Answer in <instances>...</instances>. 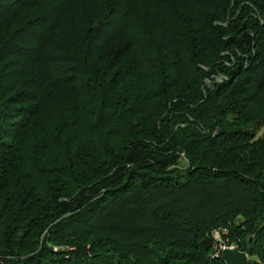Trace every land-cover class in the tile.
<instances>
[{"label": "trees", "instance_id": "obj_1", "mask_svg": "<svg viewBox=\"0 0 264 264\" xmlns=\"http://www.w3.org/2000/svg\"><path fill=\"white\" fill-rule=\"evenodd\" d=\"M264 0H0V264H264Z\"/></svg>", "mask_w": 264, "mask_h": 264}, {"label": "water", "instance_id": "obj_2", "mask_svg": "<svg viewBox=\"0 0 264 264\" xmlns=\"http://www.w3.org/2000/svg\"><path fill=\"white\" fill-rule=\"evenodd\" d=\"M201 243L205 248H208L212 244V239L210 236H206L201 240ZM221 256L228 264H248V254L235 245L224 247Z\"/></svg>", "mask_w": 264, "mask_h": 264}, {"label": "rangeland", "instance_id": "obj_3", "mask_svg": "<svg viewBox=\"0 0 264 264\" xmlns=\"http://www.w3.org/2000/svg\"><path fill=\"white\" fill-rule=\"evenodd\" d=\"M263 126H264V123L261 126H259L258 133H260ZM215 230L216 229L211 230V236L210 237L212 239V244L209 246L212 250L211 252H213L216 249H218L220 251L221 249H223L226 246H233V244H229L227 242V238L226 239L223 238L224 234L227 232V229L225 227L218 229L217 232H215ZM215 243H217V244L215 245Z\"/></svg>", "mask_w": 264, "mask_h": 264}, {"label": "built area", "instance_id": "obj_4", "mask_svg": "<svg viewBox=\"0 0 264 264\" xmlns=\"http://www.w3.org/2000/svg\"><path fill=\"white\" fill-rule=\"evenodd\" d=\"M215 232H217V230H215ZM217 243H215V245H216ZM222 247V246H221ZM221 251H222V249L219 251L218 249H216V250H214L213 252H212V254L214 255V254H220L221 253Z\"/></svg>", "mask_w": 264, "mask_h": 264}]
</instances>
